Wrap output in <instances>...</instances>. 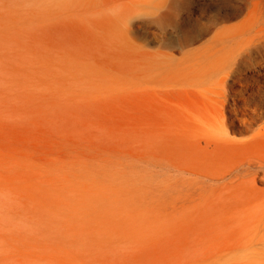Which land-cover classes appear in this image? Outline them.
<instances>
[{"label":"rangeland","instance_id":"rangeland-1","mask_svg":"<svg viewBox=\"0 0 264 264\" xmlns=\"http://www.w3.org/2000/svg\"><path fill=\"white\" fill-rule=\"evenodd\" d=\"M259 1L0 0V264H264V180L218 175L264 164V117L212 151L180 71Z\"/></svg>","mask_w":264,"mask_h":264},{"label":"bare ground","instance_id":"bare-ground-1","mask_svg":"<svg viewBox=\"0 0 264 264\" xmlns=\"http://www.w3.org/2000/svg\"><path fill=\"white\" fill-rule=\"evenodd\" d=\"M258 6H261L263 14L264 0L259 1ZM260 16L262 27L256 28L247 21L242 27L225 28L213 35L206 48L186 54L180 65V71L189 78L200 80L213 95L209 98L214 102L217 134L211 138L214 142L212 151L224 147V130L229 122L225 118L227 109L234 115L248 116L250 124L264 117V106H257L256 102L254 106L248 103L249 99L254 100V92L264 91V55L255 54L251 47L253 42L264 37V16ZM162 66L160 62L153 69L159 71ZM235 88L239 90L235 91ZM241 103L246 106L239 108ZM232 171L242 177L250 175L251 180H264V164L261 163L249 162L230 167L218 175L224 178Z\"/></svg>","mask_w":264,"mask_h":264}]
</instances>
